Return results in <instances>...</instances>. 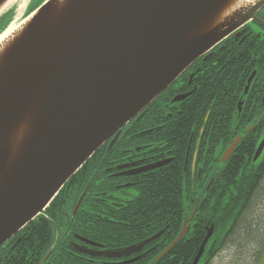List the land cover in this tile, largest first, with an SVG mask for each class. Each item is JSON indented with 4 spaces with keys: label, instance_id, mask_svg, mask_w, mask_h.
<instances>
[{
    "label": "water",
    "instance_id": "obj_1",
    "mask_svg": "<svg viewBox=\"0 0 264 264\" xmlns=\"http://www.w3.org/2000/svg\"><path fill=\"white\" fill-rule=\"evenodd\" d=\"M227 1L71 0L62 11L58 0H43L35 8L34 0L28 1L22 21L37 17L0 71V142L39 97L44 103L28 148L0 183V248L43 215L97 151L108 142L111 149L128 124L264 6L262 0L225 31L223 26L198 34L201 23ZM12 11L0 37L12 27L17 9ZM240 142L238 137L224 161ZM263 149L264 140L254 161ZM7 156L0 149V177ZM187 228L185 222L167 252ZM213 232L192 264H199Z\"/></svg>",
    "mask_w": 264,
    "mask_h": 264
},
{
    "label": "flooded vegetation",
    "instance_id": "obj_2",
    "mask_svg": "<svg viewBox=\"0 0 264 264\" xmlns=\"http://www.w3.org/2000/svg\"><path fill=\"white\" fill-rule=\"evenodd\" d=\"M185 73L175 89L168 88L170 91H167L162 103L147 109L139 120H134L147 121L143 127L139 126L132 130L129 136L132 142L122 152L114 153L105 159L97 158L94 161L97 167L106 169L110 179L107 185L102 187L105 191L97 192L93 200L82 202L86 206L83 210L91 214L87 218L90 225L81 228L85 233H73L68 229L63 231L67 227L63 224L59 226L61 229L59 231H48V233L35 231L30 234L31 238L20 236L19 233L8 241L7 245L11 243V247L4 248L0 253V264H170L172 258L170 259L168 254L171 250L168 252L167 250L171 246L153 259V254H158L159 249L151 248L150 244L157 239L152 241V236L137 243L133 222L136 220V215H139L137 211L143 212L138 206L143 207L146 204L147 192L164 187L166 177L172 176L173 173L178 174L181 196L176 202V210L172 212V216H167V211L163 210L164 215L161 216L160 221L165 223L171 218V223H182L181 230L186 222L188 228L184 238L187 243L195 237L203 236L196 251V255L198 254L210 229L214 228V226L209 227L214 214L211 203L208 215L201 218V222L206 224L197 225L195 233L198 234L194 237L188 234L191 232L190 229H193L192 222L194 220L197 222L198 219L196 217L200 204L198 192L208 191L213 186L214 175L224 172L227 176L228 169H223L220 164L217 166L215 162V137L214 126L210 121L212 115L210 105L204 106L207 111L204 123L200 122L202 117L200 106L192 105L195 107L192 119L187 120L189 126L180 127L182 124H187L185 117L191 102L199 93L217 91L216 82L219 80L229 81V85L221 91H244V95L248 94H245V91H264V6L225 41L199 58ZM254 108L258 111L255 116L259 115L258 118L262 121L264 112L262 111L261 114L259 105H255ZM254 125L257 126L258 123L248 126L249 132H252ZM238 137H241V142L242 139L245 142L256 140L254 136L249 135ZM263 140L264 137L259 140L256 151ZM230 146L220 157L222 164H226L232 155L237 156L235 149L228 160H223ZM253 163L257 164V170L264 169V149L259 159L253 160ZM252 169L249 167V174ZM216 188L229 190L231 185L227 181L223 185H217ZM85 192L87 195V189ZM78 201L71 206L73 208L71 215ZM228 204L232 202L228 201ZM157 206L165 207L164 201ZM59 220L62 221L63 218ZM70 220L71 216L66 215L65 221L69 223ZM125 220L124 224L127 225L124 226L121 223ZM94 222L96 225H93ZM47 226L51 228L54 225L48 224L46 228ZM145 227L141 226L140 229L144 230ZM146 232L147 229L139 235ZM214 232L199 264H213L223 252L233 247L231 239L234 232L222 233L221 242L212 239ZM163 233L164 231H160L154 237L159 234L161 237ZM29 239L32 243L31 247L28 246ZM260 243L263 244L262 239ZM136 247L141 249L135 251ZM5 251L9 255L2 256ZM22 251L27 254H22ZM249 252L247 253L248 259L251 256L249 264H262L260 245H252ZM113 254L120 256L110 257ZM205 256L207 259L203 263ZM195 257L189 264L193 263ZM13 258L15 263H10V259Z\"/></svg>",
    "mask_w": 264,
    "mask_h": 264
},
{
    "label": "trees",
    "instance_id": "obj_3",
    "mask_svg": "<svg viewBox=\"0 0 264 264\" xmlns=\"http://www.w3.org/2000/svg\"><path fill=\"white\" fill-rule=\"evenodd\" d=\"M14 11H10L2 18L0 22L4 20L8 15L13 16ZM5 27L0 29V33L3 32ZM186 73L183 74V76ZM181 76L169 89H175L180 83ZM189 77V76H188ZM189 78L186 80L188 81ZM229 85L228 80H219L216 82L217 91H205L204 93H199L198 97L191 102L190 107H188V114H186L185 121L187 124H182L180 128H187L189 126L187 120L192 119L193 108L195 106H200V113L202 112V117L200 122L204 123L205 114L207 113L205 107L210 105L211 108V118L210 121L214 126V137H215V162L216 165H221L223 169H228L227 176L224 172L214 175L213 186L208 190H200L198 192L200 204L198 207V218L192 222L193 229L188 232V234L194 237L195 229L197 225L201 222L203 216H207L211 203H213L212 208L214 210L213 220L211 221L209 227L214 226L215 232L212 239L222 241L221 234L227 231L234 232V236L231 239L237 243L238 246L232 245L233 247L241 248L239 243L242 244L250 250L252 245H260V240L264 233V211L256 212V201H260L264 198V169L257 170V164L253 163V158L256 152V147L259 140L264 137V117L262 121L255 116L258 112L255 105H259L261 109V114L264 112V91H249L247 95H244V91H221ZM166 90L159 98H157L147 109L154 108L162 103V99L166 96ZM242 101V111L238 112V103ZM192 105H195L192 107ZM205 106V107H204ZM252 107V109H251ZM263 111V112H262ZM245 114V115H244ZM248 114V115H247ZM188 115V116H187ZM247 115V116H246ZM245 117V118H244ZM147 120L141 119L139 122L133 121L127 125L121 132V135L116 142V144L109 149L107 144L102 147L73 177L66 186L62 189L59 195L56 197L54 202L50 207L39 216L34 222L25 227L21 232L20 236H25V238H31L30 234L35 231H41L48 233V231H59L60 225L67 226L63 231L73 232V233H85L81 228L83 226H88L90 223L87 218L91 215L85 212V204H82L76 216L71 215V206L80 199L81 195L87 189V195L84 201L95 199V194L97 192L101 193L102 187L106 186L108 180V172L103 167H97L94 161L99 158L105 159L110 157L114 153L122 152L132 139L129 137L132 130L139 126L143 127ZM255 122L258 123L257 126L254 125L252 132L248 131V126H252ZM205 125V124H204ZM126 132L127 135H126ZM249 135L250 137H255L256 140L246 141L242 139V142L237 146L236 153L237 156L232 155L226 164L221 163V155L225 149L230 146L233 141L238 136ZM103 154V155H101ZM249 167H252V171L249 174ZM245 173V174H244ZM212 179V178H211ZM226 179V180H225ZM229 182L231 188L229 190H223L216 188L217 185H223ZM146 195V204L143 207L138 206L142 213L138 212L136 215V220L133 222L136 242L140 243L148 238L156 235L160 231H164L163 235L156 241L150 244L151 248H158V254H153V259L156 258L162 251L168 249L172 243L177 239L181 233L182 223H171L170 219L162 223L160 221L161 216L164 215L163 210L167 211V216H172V212L176 210V202L181 196V190L178 187V174L173 173L172 176L166 177V183L164 187L161 186L158 189H151ZM185 195V193H184ZM196 197V198H197ZM185 199V197L183 196ZM164 201L165 207L157 206ZM231 201L232 204H228ZM263 202V201H262ZM152 203H156L153 205ZM66 215L71 216L69 223L65 221ZM154 217V218H153ZM63 218V220H59ZM152 219V220H150ZM125 221H122V225ZM141 222V224H140ZM51 224L53 227L46 228V225ZM206 223H203V225ZM93 225H96L94 222ZM141 226H146L147 232L143 235L139 233L145 232L146 229H140ZM87 231V230H86ZM204 234V232H203ZM203 236L195 237L189 243L185 242V238L181 240L176 246H174L170 253L168 254L171 262L170 264H189L192 258L195 257L196 251H198L199 245L202 242ZM8 243V242H7ZM4 245L0 249V253L3 252L4 248H10V245ZM28 246L31 247L32 243L29 239ZM241 250V249H240ZM27 253L22 251V254ZM9 255L6 251L2 256ZM207 256L204 257L203 263L206 261ZM15 258L10 259V263H15Z\"/></svg>",
    "mask_w": 264,
    "mask_h": 264
},
{
    "label": "bare ground",
    "instance_id": "obj_4",
    "mask_svg": "<svg viewBox=\"0 0 264 264\" xmlns=\"http://www.w3.org/2000/svg\"><path fill=\"white\" fill-rule=\"evenodd\" d=\"M28 1L29 0H2L0 2V15L10 9V7L19 3H21L20 10H23ZM69 1L71 0H58V8H60L59 11H62ZM261 1L262 0H228L224 5L216 10L215 14L211 16V18L201 23L197 33H206L210 30L219 29L223 26L224 27L221 32L225 31L230 25L231 21L237 19L240 14L250 10ZM36 17L37 14L22 21L16 27L12 26L5 34L0 37V71L12 51L25 37L29 27ZM43 94L44 93L40 95L44 96ZM42 103H44V100L42 97H39L38 100L34 102L29 108L28 112L23 115V117L0 142V149L6 150L8 153L3 174L0 177V183L6 179L10 171H12L15 167L18 158H20L28 148L32 136L36 132V129L40 123Z\"/></svg>",
    "mask_w": 264,
    "mask_h": 264
},
{
    "label": "rangeland",
    "instance_id": "obj_5",
    "mask_svg": "<svg viewBox=\"0 0 264 264\" xmlns=\"http://www.w3.org/2000/svg\"><path fill=\"white\" fill-rule=\"evenodd\" d=\"M42 2H43V0H36V2L34 0L33 8H35L36 6H38ZM20 6H21V3L10 7V10L17 9V11L15 13L14 20L10 26L16 27L22 22V20H23L22 15L24 13L23 10L25 9V7L23 8V10L18 11ZM7 21H8L7 18L5 20H3L0 23V28H2V26L4 24H6ZM255 207H256V212L257 211L260 212L261 210L264 211V198H261L260 201H256ZM261 239L263 242V244L260 243V246L262 247V250H263V252L261 253L262 254L261 261H262V264H264V233H263ZM231 244H233V245L236 244V246H238L237 243L234 242V240H232ZM239 245L241 247L240 248L241 250L239 249V247H236V246L231 247L230 249H227L225 252H223L222 256L220 258H218L213 264H249V261L251 260V256H249L250 259H248V254H247L249 252V249L247 247H246V249H244L245 247L242 246V244H240V243H239Z\"/></svg>",
    "mask_w": 264,
    "mask_h": 264
}]
</instances>
